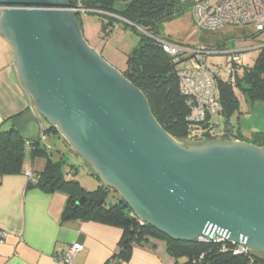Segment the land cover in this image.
Segmentation results:
<instances>
[{
	"label": "water",
	"instance_id": "obj_1",
	"mask_svg": "<svg viewBox=\"0 0 264 264\" xmlns=\"http://www.w3.org/2000/svg\"><path fill=\"white\" fill-rule=\"evenodd\" d=\"M0 12L38 114L141 222L172 239L219 237L264 254L262 148L177 141L143 93L87 45L67 0H0Z\"/></svg>",
	"mask_w": 264,
	"mask_h": 264
},
{
	"label": "trees",
	"instance_id": "obj_2",
	"mask_svg": "<svg viewBox=\"0 0 264 264\" xmlns=\"http://www.w3.org/2000/svg\"><path fill=\"white\" fill-rule=\"evenodd\" d=\"M67 2L70 7L114 13L145 30L146 34L140 35L138 44L126 55L125 67L121 72L143 93L153 116L162 128L185 145L227 142L232 140L231 137H237L233 133V123L230 119L238 110L239 101L234 93L235 88H238L246 99L264 103V45H261L251 66H238L237 72L233 74L234 86L225 81L217 82L220 109L214 113L222 116L224 131L221 136L212 135L211 114L198 122L188 119L190 107L186 103V96L179 89L178 77L179 69L183 67L181 64L188 57L179 56L175 60L162 49L159 39L148 32L154 30L160 22L171 19L179 11L180 6L174 0H128L118 9L113 7L114 0H67ZM79 12L74 11L78 24ZM108 23L103 22V29ZM205 45L222 48L219 44ZM42 132L44 136L50 134L62 139L63 143L78 155L53 125L47 123L42 127ZM41 140L42 138L26 140L12 125L0 126V177L4 174L23 173L26 155L44 157L46 159L44 169L36 174V182L29 184L28 187L37 186L44 191L62 190L68 193L69 198L61 215L62 221L95 220L118 226L121 229L118 249L108 259V263L126 261L134 244H140L148 238H159L165 241L166 251L171 256L176 260L180 257L185 259L178 264H264V254L260 251L246 249L241 253H234L233 248L237 245L227 241L222 243L176 240L141 222L120 195L115 202H106L108 189L116 191L110 186L102 183L92 191L83 189L73 177L77 170L76 166L69 164V169L64 173L61 170L63 161L53 160L45 141ZM251 143L259 147L264 146V131L254 134ZM94 176L100 179L97 173H94ZM82 195H85V200L78 204L76 201Z\"/></svg>",
	"mask_w": 264,
	"mask_h": 264
},
{
	"label": "crops",
	"instance_id": "obj_3",
	"mask_svg": "<svg viewBox=\"0 0 264 264\" xmlns=\"http://www.w3.org/2000/svg\"><path fill=\"white\" fill-rule=\"evenodd\" d=\"M238 101V110L230 118L237 137L231 141L252 144L251 137L264 131V103L243 95ZM46 124L20 80L12 45L0 30V126L12 125L22 138L36 140L40 127ZM256 147L264 150V146ZM45 163L44 157L26 155L24 170L37 174ZM29 184L23 173L0 177V230L5 232L0 242V264H60L56 256L73 242L84 247L71 264H111L108 259L117 251L121 236L118 226L95 220L62 221L69 194ZM184 260L171 256L164 240L148 238L134 244L129 258L117 264H178Z\"/></svg>",
	"mask_w": 264,
	"mask_h": 264
},
{
	"label": "rangeland",
	"instance_id": "obj_4",
	"mask_svg": "<svg viewBox=\"0 0 264 264\" xmlns=\"http://www.w3.org/2000/svg\"><path fill=\"white\" fill-rule=\"evenodd\" d=\"M128 0H114L113 7L118 9L124 6ZM180 6L175 15L166 21L156 25L154 30L148 31L153 37L159 40L177 43L189 48L200 46L201 44H210L222 50H241L240 66H251L257 56L258 47L264 44V30L257 32L252 26L229 25L216 31H209L199 28L192 15V5L197 0H174ZM214 3L217 0H210ZM77 18L82 37L87 45L93 48L102 58L111 66L119 71L125 67L126 55L138 44L140 35L145 33L142 27L135 26L124 21L118 16H112L98 10H79ZM108 23L103 29L102 24ZM146 34V33H145ZM237 45H241L239 48ZM236 47V48H235ZM195 49V48H194ZM226 55H209L205 61L209 65L214 63L226 62ZM187 62L181 65L185 66ZM235 95L242 96L238 88L234 89ZM212 135L221 136L224 131L223 118L218 113L211 114ZM231 139H233L231 137ZM178 141V140H177ZM46 147L51 152L53 160H62L61 170L65 173L69 169V164H74L77 168L73 177L79 182L80 186L92 191L103 183L102 179L94 176L93 168L87 164L79 155L73 153L62 141L52 135H48L45 140ZM183 145H185L182 142ZM187 146V145H185ZM106 202L113 203L119 196V193L108 189ZM184 258H178L182 261Z\"/></svg>",
	"mask_w": 264,
	"mask_h": 264
},
{
	"label": "built area",
	"instance_id": "obj_5",
	"mask_svg": "<svg viewBox=\"0 0 264 264\" xmlns=\"http://www.w3.org/2000/svg\"><path fill=\"white\" fill-rule=\"evenodd\" d=\"M73 11L87 10V8L71 7ZM98 10V9H89ZM109 16L114 13L98 10ZM192 15L199 28L209 31H216L224 26L243 25L252 26L255 31L264 30V0H217L212 3L210 0H197L192 6ZM117 16V15H116ZM120 17V16H118ZM122 18V17H120ZM128 22L126 19L122 18ZM129 23V22H128ZM162 49L175 60L179 56H187V64L181 67L178 72L179 89L186 96V103L190 107L188 119L192 122L203 120L207 115L219 111L220 102L218 98L217 82L225 81L234 86L233 74L237 72L240 65L239 51L222 50L220 48L209 47L205 44L189 48L177 43L159 40ZM226 55V62L209 65L205 57L209 55ZM40 138H44L42 127H40ZM23 174L30 184L36 182V173L27 169ZM5 232L0 230V242H3ZM226 242L219 237L206 239L201 237L200 242ZM237 247L233 248L234 253L245 251L243 247L234 241ZM80 242H73L56 256L60 264H71L73 256L83 249ZM224 246H222V249Z\"/></svg>",
	"mask_w": 264,
	"mask_h": 264
}]
</instances>
